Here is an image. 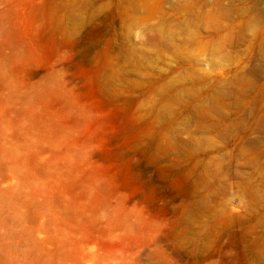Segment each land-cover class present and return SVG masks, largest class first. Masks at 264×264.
Returning a JSON list of instances; mask_svg holds the SVG:
<instances>
[{"label":"rangeland","instance_id":"rangeland-1","mask_svg":"<svg viewBox=\"0 0 264 264\" xmlns=\"http://www.w3.org/2000/svg\"><path fill=\"white\" fill-rule=\"evenodd\" d=\"M0 259L264 264V0H0Z\"/></svg>","mask_w":264,"mask_h":264},{"label":"bare ground","instance_id":"bare-ground-1","mask_svg":"<svg viewBox=\"0 0 264 264\" xmlns=\"http://www.w3.org/2000/svg\"><path fill=\"white\" fill-rule=\"evenodd\" d=\"M45 88H46L45 89V93L46 94H50L52 97H54V99L55 98H60V97L63 98V95L61 93L62 91L60 89L59 83H57V77H56V75H50L49 76V78L47 79V82L45 83ZM52 89L54 91H52ZM18 247H19V245H17V248ZM25 264H34V263L32 261H30V259H28ZM164 264H166V263L164 262Z\"/></svg>","mask_w":264,"mask_h":264}]
</instances>
